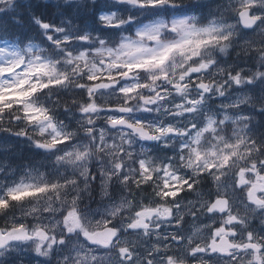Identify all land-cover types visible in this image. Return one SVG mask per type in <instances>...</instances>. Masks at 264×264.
Instances as JSON below:
<instances>
[{
    "label": "clouds",
    "instance_id": "9594fccd",
    "mask_svg": "<svg viewBox=\"0 0 264 264\" xmlns=\"http://www.w3.org/2000/svg\"><path fill=\"white\" fill-rule=\"evenodd\" d=\"M0 264H264V0H0Z\"/></svg>",
    "mask_w": 264,
    "mask_h": 264
}]
</instances>
